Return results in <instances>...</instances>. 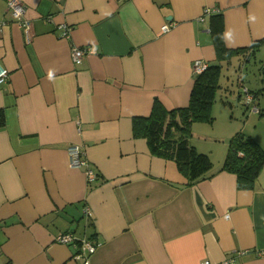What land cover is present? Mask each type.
Masks as SVG:
<instances>
[{
  "label": "crops",
  "instance_id": "1",
  "mask_svg": "<svg viewBox=\"0 0 264 264\" xmlns=\"http://www.w3.org/2000/svg\"><path fill=\"white\" fill-rule=\"evenodd\" d=\"M23 2L28 30L0 0V264H264V166L251 189L219 169L236 132L264 149V134L246 129L252 114L264 125L260 91L243 103L251 114L240 128L229 119L209 138L191 125L213 172L192 185L133 126L155 100L188 104L195 60L218 62L222 74L235 56L250 63L264 52V0ZM73 46L91 52L75 63ZM72 143L93 180L70 166ZM67 231L97 243L87 263L55 239Z\"/></svg>",
  "mask_w": 264,
  "mask_h": 264
},
{
  "label": "trees",
  "instance_id": "2",
  "mask_svg": "<svg viewBox=\"0 0 264 264\" xmlns=\"http://www.w3.org/2000/svg\"><path fill=\"white\" fill-rule=\"evenodd\" d=\"M218 43L217 51L220 58L225 48ZM255 46L256 42L251 45L252 48L236 50V54L248 52ZM220 75L221 66L218 62L208 64L203 72L195 74L186 106L168 110L155 100L148 116L137 117L133 121L135 133L147 138L153 154L175 161L187 185H192L213 174L210 171L211 159L207 154L195 149L190 137L191 125L194 122H211L213 119L211 107L216 99ZM250 92L256 96V92ZM262 166H264V149L253 137L242 132L234 133L219 169L234 173L239 189H251Z\"/></svg>",
  "mask_w": 264,
  "mask_h": 264
},
{
  "label": "rangeland",
  "instance_id": "3",
  "mask_svg": "<svg viewBox=\"0 0 264 264\" xmlns=\"http://www.w3.org/2000/svg\"><path fill=\"white\" fill-rule=\"evenodd\" d=\"M219 84L216 100L211 107L212 121L199 122L198 124L201 125L200 130L205 131L203 129H206L209 138L225 131V125L229 119H231V126L234 128H240L248 119L251 111L250 107L247 108L241 100L244 92L243 86L248 88L249 92L260 91L259 103L256 106L264 109V52L260 51L255 59L250 60V63L245 61L244 56H235L230 65L223 67ZM239 93L242 95L241 99L238 98ZM252 115L246 122V129H256L257 133L264 134V125L262 122L258 123V114Z\"/></svg>",
  "mask_w": 264,
  "mask_h": 264
},
{
  "label": "built area",
  "instance_id": "4",
  "mask_svg": "<svg viewBox=\"0 0 264 264\" xmlns=\"http://www.w3.org/2000/svg\"><path fill=\"white\" fill-rule=\"evenodd\" d=\"M7 9L10 11L12 15V23L16 24L18 27L23 30H28L31 26V22L25 18L26 6L23 0H6ZM4 25V21H0V26ZM63 29V36H68L70 27L66 24L59 25ZM169 30V25L164 24L161 27L162 32H166ZM91 51L86 47H72V58L75 63H79L83 56L87 55ZM208 66V63L204 60L197 59L193 63V72L194 74H199L203 72ZM8 79V70L0 64V86L4 84ZM254 95L249 92L246 88H244L243 102L246 105H249L253 102ZM67 154L69 159V164L72 167H81L84 169L85 174L88 180H93L95 178V173L91 168L89 162L82 156V149L80 145L72 143L67 146ZM88 215L91 213L85 210ZM225 217H229L228 214ZM60 243H68L73 244L77 247V252L74 254V258H82L84 263L88 262V256L95 251L96 242H93L90 239L83 238L78 240L72 232H61L55 238ZM200 264H207V262L203 261ZM221 264H234V259L231 257Z\"/></svg>",
  "mask_w": 264,
  "mask_h": 264
}]
</instances>
